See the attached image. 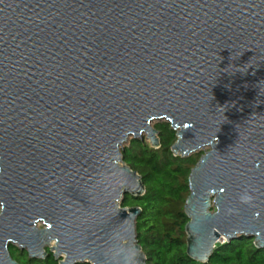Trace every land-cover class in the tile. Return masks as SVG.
Returning a JSON list of instances; mask_svg holds the SVG:
<instances>
[{"label": "water", "instance_id": "95a60500", "mask_svg": "<svg viewBox=\"0 0 264 264\" xmlns=\"http://www.w3.org/2000/svg\"><path fill=\"white\" fill-rule=\"evenodd\" d=\"M160 119L175 156L209 147L188 176V257L263 248L264 0H0V264H19L11 239L30 259L145 264L122 145L158 148Z\"/></svg>", "mask_w": 264, "mask_h": 264}, {"label": "trees", "instance_id": "16d2710c", "mask_svg": "<svg viewBox=\"0 0 264 264\" xmlns=\"http://www.w3.org/2000/svg\"><path fill=\"white\" fill-rule=\"evenodd\" d=\"M155 128L159 132L158 148L145 140L131 139L122 150L123 161L140 175L145 186L142 196L126 194L121 201L123 207L141 209L135 229L146 256L145 264H264V247L257 248L246 237L216 243L207 262L188 257L184 204L189 194L188 176L201 153L175 156L171 151L175 131L166 122L157 123ZM23 264H58V261L50 254L44 260H25Z\"/></svg>", "mask_w": 264, "mask_h": 264}, {"label": "flooded vegetation", "instance_id": "af4514ba", "mask_svg": "<svg viewBox=\"0 0 264 264\" xmlns=\"http://www.w3.org/2000/svg\"><path fill=\"white\" fill-rule=\"evenodd\" d=\"M0 162H1V160H0ZM8 175H11L10 172L6 171L5 168H3L2 163H0V189L5 187V189L9 192V191H11L12 186L9 185L10 181L8 179ZM3 180H5V181H3ZM4 200H5L4 197L0 196V214H1L4 207H6V206L8 207V205L6 204V202ZM34 226L36 229L43 228L44 227L43 221L41 219L34 220ZM44 249L46 250L45 247H44ZM8 252H9L11 258L19 264H23V262H25V260L26 261L27 260L28 261L29 260L30 261H32V260H44V259H30L28 257L27 251L25 249H20L18 246V243L15 242L13 239L9 240V242H8ZM50 254H48V255H50Z\"/></svg>", "mask_w": 264, "mask_h": 264}, {"label": "rangeland", "instance_id": "374dc122", "mask_svg": "<svg viewBox=\"0 0 264 264\" xmlns=\"http://www.w3.org/2000/svg\"><path fill=\"white\" fill-rule=\"evenodd\" d=\"M159 122H165V121H164L163 119H160V120H153V121L151 122V125L155 128V125H156L157 123H159ZM142 135H143V134H142ZM131 139H133L132 136L128 137V138H127V141L123 143L122 148L128 146V145H129V141H130ZM142 140H145L147 143L150 144L149 140H147V139L145 138L144 135L142 136ZM208 150H209V147L206 146V147H203V148H201V149H199V150H197V151L191 153L190 155L195 154V153H201V154H203V153H205V152L208 151Z\"/></svg>", "mask_w": 264, "mask_h": 264}, {"label": "bare ground", "instance_id": "6f19581e", "mask_svg": "<svg viewBox=\"0 0 264 264\" xmlns=\"http://www.w3.org/2000/svg\"><path fill=\"white\" fill-rule=\"evenodd\" d=\"M152 121H153V120H152ZM152 121H150V123H149V124H150V126H151V122H152ZM142 134H144V132H143ZM130 136H132V134H131V135H129L128 137H130ZM128 137H127V138H128ZM123 143H124V142H123ZM203 147H206V146H203ZM203 147H201V148H203ZM201 148H199V149H201Z\"/></svg>", "mask_w": 264, "mask_h": 264}]
</instances>
